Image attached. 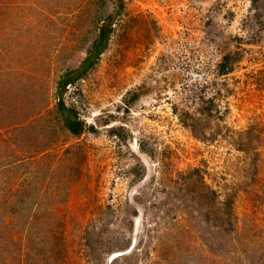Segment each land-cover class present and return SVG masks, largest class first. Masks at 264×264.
<instances>
[{"label": "rangeland", "instance_id": "obj_1", "mask_svg": "<svg viewBox=\"0 0 264 264\" xmlns=\"http://www.w3.org/2000/svg\"><path fill=\"white\" fill-rule=\"evenodd\" d=\"M133 188L112 264H219L227 198L264 264V0H0V264H105Z\"/></svg>", "mask_w": 264, "mask_h": 264}, {"label": "trees", "instance_id": "obj_2", "mask_svg": "<svg viewBox=\"0 0 264 264\" xmlns=\"http://www.w3.org/2000/svg\"><path fill=\"white\" fill-rule=\"evenodd\" d=\"M106 27L107 25L101 29L102 36H103V31L106 29ZM102 36H100V38ZM106 42L107 41H104V48H105ZM96 44H95V48H96ZM99 46L97 48L98 54L101 52V51L99 52ZM86 72H87V68L83 70L82 74H85ZM71 80H72L71 83L75 81L73 77ZM57 105H58V111H57L58 117L60 116L62 120H64L65 122L66 121L68 122V123L67 122L65 123V125H67V128L74 133L81 132L83 129L82 122L74 121V120L72 122V120L68 119V116H65L64 112L67 110L66 109L67 106L65 104L63 95L62 97L57 99ZM72 111H74V108L72 109ZM234 205H235V201H233V198H227L221 204V207H220V212L222 213L224 218H226L228 229L226 230V232L224 231L219 237L217 236V239L223 240L226 238L228 242L224 243L225 245L221 244L220 246H218V251L216 252V256H219V257H217L218 259L217 258L215 259V263L219 261L220 262L219 264H227V260L231 257L235 260V258L238 256L239 253L234 248H236L237 246H240V243L242 241H246V236L245 235L242 236L241 233H238V230L236 231V228L234 227L235 225V220H233V216H234L233 213H235ZM0 240H3V239L0 238ZM234 244H236L237 246L233 247L232 245Z\"/></svg>", "mask_w": 264, "mask_h": 264}, {"label": "water", "instance_id": "obj_3", "mask_svg": "<svg viewBox=\"0 0 264 264\" xmlns=\"http://www.w3.org/2000/svg\"><path fill=\"white\" fill-rule=\"evenodd\" d=\"M142 184L143 183L136 186L135 188L140 187ZM135 188H133L131 190L130 200L133 203V205L135 206V208L137 209L138 215L135 218L134 232H133L131 244L126 249H123L120 251H115V252L111 253L108 256L105 264H112L116 259H118L120 257L131 255L135 250H137V247H138V245L142 239V235H143V231H144L143 230L144 211H143V208L141 206H139L137 203H135L133 200V194H134Z\"/></svg>", "mask_w": 264, "mask_h": 264}]
</instances>
